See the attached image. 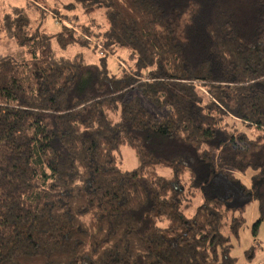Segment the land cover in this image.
<instances>
[{
    "label": "trees",
    "instance_id": "16d2710c",
    "mask_svg": "<svg viewBox=\"0 0 264 264\" xmlns=\"http://www.w3.org/2000/svg\"><path fill=\"white\" fill-rule=\"evenodd\" d=\"M44 2L0 17L28 55L0 56V264H234L253 202L264 225V0L62 3L98 32Z\"/></svg>",
    "mask_w": 264,
    "mask_h": 264
},
{
    "label": "rangeland",
    "instance_id": "374dc122",
    "mask_svg": "<svg viewBox=\"0 0 264 264\" xmlns=\"http://www.w3.org/2000/svg\"><path fill=\"white\" fill-rule=\"evenodd\" d=\"M70 0H45V5L47 6H55L57 5L60 7L63 14H68L69 16H72V14L77 13L80 17V22L83 24H89V23H95L93 25L94 30L98 32V29L105 30L108 26V21L106 17V11L103 8L97 9L95 11H83L82 7L78 6L74 11H68L64 10L62 8V3L69 2ZM19 6V7H25L26 6V0H0V17L4 15L6 11H8L12 6ZM31 17H33V25L37 24L36 21L38 20V16L35 13V11H32L31 9H28ZM53 15H47L44 18L43 21V27L46 29V31L49 32H55L59 30V22L60 23H70L69 19L64 17H60ZM58 21V22H57ZM96 28V29H95ZM54 47H56V44H54ZM100 48V46H99ZM69 50L63 51L60 54L67 55L69 53ZM76 50H79V47L76 46L72 48L71 53L74 54ZM85 55H87L88 59L93 61L97 58V54L95 56V52H92L91 49H84ZM119 54L116 55L117 57H113L114 59H109V67L112 68V70H115L118 68V64L124 66V68L129 67V63L127 62V52L125 50H119ZM70 54V53H69ZM2 55H12L14 57H17L19 59L26 58L27 52L24 47H21L17 45L14 39H10L5 36L4 32L1 30L0 25V56ZM122 163L121 166L125 170H130L137 166L138 164V158L135 153V151L128 145L122 146L121 148V154ZM158 173L161 175H169L171 173V170L167 167H159ZM198 202V201H196ZM256 202H253L251 205L247 207V210L245 212L247 222L242 227L240 232L239 239L234 238L233 239V250L232 254L236 257V261L234 264H264V225L259 226L257 235L253 234L252 226L253 222L258 217V211L256 207ZM252 244L256 245V256L254 259H248L246 257V250H248Z\"/></svg>",
    "mask_w": 264,
    "mask_h": 264
},
{
    "label": "built area",
    "instance_id": "2783aa9c",
    "mask_svg": "<svg viewBox=\"0 0 264 264\" xmlns=\"http://www.w3.org/2000/svg\"><path fill=\"white\" fill-rule=\"evenodd\" d=\"M68 24V23H67Z\"/></svg>",
    "mask_w": 264,
    "mask_h": 264
}]
</instances>
